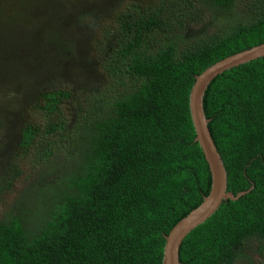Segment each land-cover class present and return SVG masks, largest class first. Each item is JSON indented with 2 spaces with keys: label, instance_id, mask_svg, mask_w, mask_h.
<instances>
[{
  "label": "trees",
  "instance_id": "obj_1",
  "mask_svg": "<svg viewBox=\"0 0 264 264\" xmlns=\"http://www.w3.org/2000/svg\"><path fill=\"white\" fill-rule=\"evenodd\" d=\"M76 1L48 0L69 16L66 26L75 24ZM123 1L90 3L113 16L96 51L85 26L62 50L47 49L54 56L13 114L0 150V196L21 177L14 148L33 149L46 173L1 215L0 264H163L165 236L211 191L190 93L207 68L264 43V0ZM207 15L222 25L203 35L193 27ZM20 51L24 44L7 43L0 58L16 63ZM70 66L84 69L93 93L74 81V92L48 87L55 76L70 78ZM33 106L41 124L27 120ZM204 108L228 191L247 193L186 237L180 261L252 264L254 244L264 255V57L215 78Z\"/></svg>",
  "mask_w": 264,
  "mask_h": 264
},
{
  "label": "rangeland",
  "instance_id": "obj_2",
  "mask_svg": "<svg viewBox=\"0 0 264 264\" xmlns=\"http://www.w3.org/2000/svg\"><path fill=\"white\" fill-rule=\"evenodd\" d=\"M93 0H81V5L74 8V23L66 24L70 21L69 16L63 13L55 3H49L48 0H0V51L7 43L24 44L26 53L20 51L18 55L25 56L16 63H3L0 58V68L7 70V73L0 71V150L5 145V138L8 127L14 119V112H17L23 104V99L27 95V91L34 86L37 71L46 63L51 53H46L47 49H53L54 45H67L69 41L83 36L84 32L80 31L82 26L90 31V42L92 48L96 51L99 39L103 37L105 26L113 18L112 15L103 16L105 9L98 3H92ZM119 1V0H116ZM67 3H77L76 0H66ZM119 3V2H117ZM122 3H129L125 0ZM204 22H206L205 25ZM203 24L199 27H193L195 31L203 30V35L216 32L219 25H211L209 16L207 15ZM40 27L42 31L39 35L34 34V29ZM94 30L91 31V29ZM91 48V51L93 50ZM37 49V52H36ZM60 50V51H61ZM89 50V49H88ZM39 56L40 60L37 59ZM64 59H62L63 61ZM71 77H63L58 75L50 80L48 87L50 89H64L68 92L77 90V85L71 83L74 81L81 84L83 88L85 82L84 69L79 66H70ZM53 72L58 71V67H53ZM88 80V79H87ZM85 82V83H84ZM85 86V85H84ZM90 85L84 87V92L91 94L94 92ZM83 91V90H82ZM67 111H72V107L65 104ZM69 108V109H68ZM37 109V108H36ZM33 106L29 109L30 114L27 120L31 123L41 124L44 121L43 113ZM26 120V121H27ZM66 144V143H65ZM68 146V144H66ZM44 145L41 144L43 151ZM16 163H19L18 169H22L21 177L13 185L12 191L0 196V217L12 207L17 199H19L31 183L36 182L42 172L46 173V168L41 166L39 154L33 149H21L19 146L12 150ZM66 158V153L62 152V159ZM53 163L48 165L54 167ZM258 244L252 247L253 257L250 256L252 264H264V255L258 252ZM248 264V263H245Z\"/></svg>",
  "mask_w": 264,
  "mask_h": 264
},
{
  "label": "water",
  "instance_id": "obj_3",
  "mask_svg": "<svg viewBox=\"0 0 264 264\" xmlns=\"http://www.w3.org/2000/svg\"><path fill=\"white\" fill-rule=\"evenodd\" d=\"M264 57V43L251 49L229 56L207 68L196 77L189 99L190 113L199 143L212 175V187L208 196L186 217L180 220L165 236L163 264H182L180 249L186 237L209 220L224 201H236L247 192L234 195L228 191V172L218 148L213 140L204 108L206 91L212 81L224 72L248 62Z\"/></svg>",
  "mask_w": 264,
  "mask_h": 264
}]
</instances>
